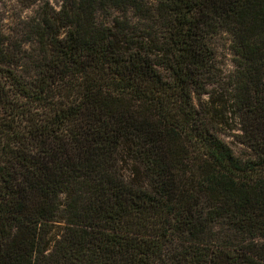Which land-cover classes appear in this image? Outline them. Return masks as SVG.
Segmentation results:
<instances>
[{
	"label": "trees",
	"instance_id": "obj_1",
	"mask_svg": "<svg viewBox=\"0 0 264 264\" xmlns=\"http://www.w3.org/2000/svg\"><path fill=\"white\" fill-rule=\"evenodd\" d=\"M0 264H264V0H61L0 29Z\"/></svg>",
	"mask_w": 264,
	"mask_h": 264
},
{
	"label": "rangeland",
	"instance_id": "obj_2",
	"mask_svg": "<svg viewBox=\"0 0 264 264\" xmlns=\"http://www.w3.org/2000/svg\"><path fill=\"white\" fill-rule=\"evenodd\" d=\"M60 1L61 0H39L36 4H33L27 8H21L13 0H0V29L4 33H10L11 29L13 30L18 27V23L21 20L32 16L37 7L42 3L46 2L53 9L57 10L60 5ZM228 45V38L224 34L219 35L212 40V46L216 53V68L219 72L220 79L223 78L222 81L225 82L228 81V78L231 76L234 67ZM219 87L220 90H218ZM223 87L224 85H219L218 87L207 88L208 94L204 96L202 95L199 99V102L203 104L207 103L208 101L214 99L216 94L220 92V94H222L227 100V97L222 90ZM226 118L228 119V127L225 130L223 129L218 132L217 135L234 151L236 155L239 153H246L245 149L236 143L235 136L239 134L237 121L229 114L226 115Z\"/></svg>",
	"mask_w": 264,
	"mask_h": 264
}]
</instances>
